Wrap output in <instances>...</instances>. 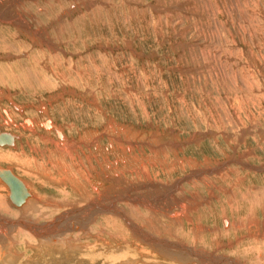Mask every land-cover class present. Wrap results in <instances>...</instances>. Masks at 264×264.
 Returning <instances> with one entry per match:
<instances>
[{"label":"bare ground","instance_id":"1","mask_svg":"<svg viewBox=\"0 0 264 264\" xmlns=\"http://www.w3.org/2000/svg\"><path fill=\"white\" fill-rule=\"evenodd\" d=\"M31 1L34 10L29 9V3L23 6L21 0H0V50L7 52L0 57H12L9 63L0 61V85L18 89L22 96L34 95L37 89L51 90L45 100L34 104L39 117L26 112L33 120L14 123L4 110L3 127L13 125L18 135L6 131L14 135L12 144L0 146H15L22 140L13 149H0V162L11 164L22 175L25 180L5 168L28 192L20 204L9 199L11 205L5 193L8 186L0 179V212L23 221L0 224V232L7 228L14 231L6 244L12 255L22 258L20 264H80L91 254H107L115 260L122 257L123 264H264V221L256 216L257 209L264 207V186L254 185L259 176L250 165L253 147L246 145L249 137H264V47L251 30L252 16L258 17L260 24L263 21L258 8H249L252 14L246 21L242 19L246 42L238 46L234 38L223 35L214 1L206 0L200 7L204 24H213L211 36L198 24L202 20L197 21L200 12L195 4L189 6L188 20L193 23L187 31L194 34L193 28L198 30L192 44L199 50L196 55L192 52L191 78L194 84L201 79L206 86L210 84L215 103L208 109L202 101L208 96L205 86V93L195 87L190 102L183 96L185 92L175 88L153 94L167 100L171 97L192 111L197 124L187 134L197 142H191L183 139L184 132L172 123L158 128L159 121L152 117L142 116L144 125H135L141 122L132 124L103 114L97 94L90 91L84 95L75 86L77 80L91 79V69L96 67L92 54L84 53L87 43L74 40L75 48H67L68 54L63 56V49L47 34L50 25L35 16L43 13L47 19L53 18L48 22L54 25L81 4L86 5L85 14H92L87 5L97 1L102 9L109 0H70L68 10H59L62 12L55 17L47 10L50 3L44 4L48 0ZM239 1L243 9L250 6L249 0ZM232 4L235 6V0L227 7ZM238 8L228 11L232 20L238 18ZM226 43L236 52L230 64L223 49ZM196 47L190 45L191 51ZM73 54L76 59L68 57ZM87 57L92 58V64L82 67L77 61ZM142 86L138 83L136 98L149 96ZM64 94L72 97L66 104ZM2 95L8 93L0 88V99ZM52 103V110L65 104L66 109L77 110L74 114L86 107L92 124L78 129L74 122L57 123L48 113ZM13 104L22 113L23 106ZM142 104L138 100V107ZM253 111L255 116L243 122L241 113L247 116ZM204 138L218 153H223L224 145L234 151L238 148V156L227 151L229 154L217 159L215 154L203 153L199 143ZM261 168L264 164L257 169ZM236 214L240 216L235 218ZM4 249L5 245H0V251ZM31 250L35 252L32 257Z\"/></svg>","mask_w":264,"mask_h":264},{"label":"rangeland","instance_id":"2","mask_svg":"<svg viewBox=\"0 0 264 264\" xmlns=\"http://www.w3.org/2000/svg\"><path fill=\"white\" fill-rule=\"evenodd\" d=\"M21 1L23 2V6L24 2L29 3V9L34 10L35 6L31 5L33 1ZM197 1H199V3ZM197 1L109 0V3L106 4L107 6L104 5V8L102 7V9L101 7H99L96 1L93 3V6L87 5V7H91L93 12L97 10L99 13L94 12L95 14H93V12L90 11L93 15L88 13L85 14L86 12L84 8L86 5L82 6L81 4L77 11H70L68 12V14H64L62 19H60L59 21L56 20L57 22L54 23V25H51L50 22H48L53 20V18L47 19L43 13H35V16L39 21H44L46 22V24L50 25L48 29L49 32L47 34L53 38L52 41L56 42L58 45H60V48L63 49L62 54L65 53L63 54V56H67L68 49L75 48L71 44V42H73L74 40H80L83 45L87 43L88 49H86L87 51L84 53L89 52L92 54L93 58L95 59L96 67L94 69L93 66L91 69V71H93V76L91 79L86 78V80H77L76 83H78L77 85L75 84V86H77L79 92L84 95H86L87 93H91L90 91L97 94L98 102L101 105L103 114L111 115L119 121L125 120L127 122H131L132 124H134V122H141V124L135 125H144V117H152L153 120L155 119L159 121L158 124L155 125L156 127H158L159 125L158 128H162L165 127V123H172L177 129H180V132H184L181 135L183 139L189 140L191 142H197L194 139H190L187 134L189 130L191 131L192 127L197 124L192 116V111H188V106H185L186 104L180 105V103L173 102L171 97H168L167 100V98H163L162 95L158 96L154 95L155 93L153 94V92H160L165 88L169 90H173V88H175L178 90V92H185L183 96H186V100L190 102L193 99L192 93L195 94V87L199 91L201 89V91L204 92L202 87L205 86L207 91L206 94H208V96H206V98H202V101L208 106V109L212 108L214 105L213 103H215L210 92V84L209 86H206L203 81L204 79H201L202 81L199 80L197 84H194V82L192 81L193 77L191 75V69H189L192 66V52L194 53V55L199 52L198 47H196L197 44L195 42L192 44L193 38L198 35V30L195 26H193L195 27L193 28L194 34L188 32L190 29L189 27H191V23L193 22L192 20H188L187 14L190 10V7L192 8L194 4L196 6V9H198L200 12V15H198L197 17V21L202 20V22L198 24L201 25V28L205 29V33L207 36L212 35L211 28L213 24H204L205 20L202 15L203 12H201L202 9H200V7H202V4L205 5L206 0ZM213 1L218 7H215V10L216 12L219 11L217 20L219 19L221 21L223 35L227 39L234 38L238 42V46H241L243 42H246L245 38L242 37V19H244L245 17L244 20L246 21L247 16L252 14V12L250 11L253 10H249V8H258L257 10L260 13L258 11L256 12L260 14V17L263 19V21L260 24L259 18H253L252 16V37L253 35L256 36L257 42L260 43L259 45L264 47V17H262L264 15L262 13L264 12V0H249L250 6L245 9L239 6V0H235V6L232 4L233 6L230 8H228L227 6L231 5V2L234 3V0H220V2L217 0V3L215 2V0H212V2ZM48 3H50L51 6H48L47 10L49 13L53 12L54 16L58 12H62L59 11L61 9L68 10L70 0H48L44 2V4ZM235 7H239L237 16L238 18L232 20V17L230 16V13L228 11H230L231 8ZM183 10L185 12H183ZM55 19L56 18H54V20ZM44 35H46V33ZM58 37L62 42L57 39ZM74 44H76V42ZM128 44H131V47L128 46ZM190 45L196 48H193L191 51ZM84 48L85 47L81 48L80 50ZM132 48L133 50H135V53L133 52ZM223 49L225 52L224 54L230 64L233 61V57L234 55H236V52L230 49L228 43L223 44ZM253 49L256 50L254 47ZM5 55H7V52L0 50V56ZM76 56V54H73L68 57L76 59ZM196 58L199 57L196 56ZM10 60H12V57H0V61H2L3 64L9 63ZM92 61L93 60L91 57H87L84 61L81 62L80 60H78L77 62L80 63L82 67H84L85 65H91ZM217 81L221 80H215V82ZM140 82L143 85L142 87H145V89L143 90L144 92H146L145 94H149L147 98H136L135 96L136 89L140 87H138V83ZM89 87H92L95 90H90ZM0 88H2L4 92L8 93L6 97L2 95L3 98L0 99V104H2L3 108L2 110V108L0 107V132L8 131L13 133L14 135H18V130H16L13 125H9V127L7 128L3 127L2 122L5 116L4 110H7V113L10 115V117L15 120L14 123L20 124L25 118L33 120L32 117L26 115V112H31L28 114L39 117L40 114L37 113L33 108L34 104H36V102H38L39 100H45L46 97L49 96L48 93L51 92V90H48V88L37 89L36 91H33L34 95L26 94L22 96L21 93L18 92V89L9 88V86L3 87L2 85H0ZM125 90H127V92ZM125 94L127 95V98L129 97L128 99L124 97ZM212 94H215L214 96H216V93L212 92ZM8 96L13 103L23 106V108L21 109L22 113L16 111L14 104L7 98ZM68 96L69 95L66 94H64L63 96L65 104L67 103L66 100L72 98ZM73 99L77 98L73 97ZM138 100L142 101V108L138 107ZM73 101L81 102L79 101V99ZM65 104L58 106L56 110H52V106L55 105V103L48 105V108L51 106L48 109V113H50L51 115L53 114L52 118H55L57 123L63 124L64 122H74L73 124H75L78 129L84 128L86 124H92L89 122L87 112H85L87 109L86 107L83 108L84 112H78L77 114H74L76 109L74 110L70 106H68V109H66ZM88 106L89 109H91L92 111L94 110L92 106ZM169 108H171V111ZM13 115H16L18 117H15ZM76 115H79V117H76ZM254 116V111L252 114H248L247 116H245L244 113H241V119L243 122H248ZM215 122L218 123V120H216ZM261 123L262 126H264V121H262ZM199 126L204 127V125ZM16 127L20 128V126ZM65 130H67V128H65ZM143 135L147 137V135L149 134L146 133ZM263 138L264 137L262 136L255 135V137H251V140L249 137L246 143L248 147H253L252 149L254 154L252 155V159L250 158V165L255 169H257L258 167L260 168V166L264 164ZM200 139L201 138H199L197 135V140ZM204 139L205 141L203 143H199V148H201V151L203 153L215 154L216 158L218 157L217 159H222L224 155H226L227 151L238 156V152L240 151L238 150V148L235 149V151H238L236 153L231 146L224 145V151L226 152L223 151V153H218L217 149L214 150L209 145L207 138ZM20 140H22V138H20ZM18 142L16 141L15 146H17ZM220 145H222L221 142ZM15 146H0V149H13ZM0 167L11 169L16 176L25 180L22 175L18 174L17 170L12 169L11 164L0 162ZM254 168L252 169L253 172L259 176L258 179L254 182V185L264 186V169L261 168L263 170L262 171L260 169L255 170ZM2 185L5 186L6 184H3L2 182ZM42 190H45L47 192L46 188H42ZM5 193H7L6 196L8 202L13 205L8 198V190ZM262 208L264 207L261 205V208L259 207L257 209L256 216L259 215V219L263 218L262 221H264V209ZM237 216L240 215L236 214L235 218ZM21 218L22 217H9L0 212V224L6 225L5 223H11L14 220H17L16 223L18 224L19 222H23L20 220ZM34 220L44 221L37 219ZM24 227L27 229V231H30L28 225H24ZM257 227L261 229V226ZM11 232H14L11 231V228L5 229L4 233L3 231L0 232V245H5V249L0 251V264H20V262L22 261L21 257H14L11 250L6 246L12 236ZM30 253L32 254V257L35 252L31 250ZM91 255H89L88 258H85L86 261L84 260V262H81L80 264L124 263L122 257H120L121 259L117 257L115 260V257H107V254ZM90 257L92 258L91 260ZM32 263L36 264L37 262L33 261ZM38 263L44 264L41 261H38ZM72 264L75 263L73 262Z\"/></svg>","mask_w":264,"mask_h":264},{"label":"water","instance_id":"3","mask_svg":"<svg viewBox=\"0 0 264 264\" xmlns=\"http://www.w3.org/2000/svg\"><path fill=\"white\" fill-rule=\"evenodd\" d=\"M14 135L8 132H0V145H11ZM0 179L8 186L9 199L14 204H20L28 195L23 183L9 170L0 168Z\"/></svg>","mask_w":264,"mask_h":264}]
</instances>
